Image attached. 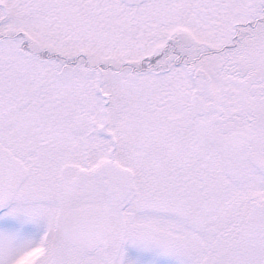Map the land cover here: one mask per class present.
Returning <instances> with one entry per match:
<instances>
[{
	"label": "snow or ice",
	"instance_id": "6c2138e0",
	"mask_svg": "<svg viewBox=\"0 0 264 264\" xmlns=\"http://www.w3.org/2000/svg\"><path fill=\"white\" fill-rule=\"evenodd\" d=\"M0 264H264V0H0Z\"/></svg>",
	"mask_w": 264,
	"mask_h": 264
}]
</instances>
